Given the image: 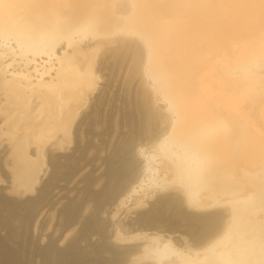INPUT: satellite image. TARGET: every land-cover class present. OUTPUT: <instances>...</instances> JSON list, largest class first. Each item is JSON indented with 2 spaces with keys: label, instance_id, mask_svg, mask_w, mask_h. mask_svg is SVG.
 <instances>
[{
  "label": "bare ground",
  "instance_id": "1",
  "mask_svg": "<svg viewBox=\"0 0 264 264\" xmlns=\"http://www.w3.org/2000/svg\"><path fill=\"white\" fill-rule=\"evenodd\" d=\"M103 59L113 61L118 75L126 72L124 82L133 95L128 119L132 133L113 156L102 160L101 150L97 152L105 173L95 179L104 184L96 211L114 196L119 211L128 209L127 200L137 195L133 212L145 210L156 194L151 206L155 222L170 210L199 227L194 234L197 247L189 254V249L176 251L169 240L158 248V232H140L148 241L130 247L122 246L123 235L113 233L118 248L104 241L89 256L86 247L87 254H77L74 243L100 226V220L92 219L95 208L89 210L93 197L81 190L84 202L74 208L70 199L63 201L69 186L56 192L54 184L38 187L51 162H45L47 152H62L79 137L85 140L79 118L91 105ZM159 97L173 142L160 149L162 180L144 190L141 179L132 175L139 168L132 153L141 132L149 136V145L160 146L161 131L154 128ZM116 122L120 128L126 124ZM124 150L128 155L122 162L118 156ZM0 189L20 198L30 194L34 205L24 210L25 221H32L35 233L42 228L40 238L51 229L50 236L61 245L72 238L60 254H51L50 244V253L38 252L25 262L0 237V264H35L37 256L41 264H264V0H0ZM49 197L57 200L52 210L65 204L58 212L61 221L46 211ZM1 200L7 210L12 202ZM12 208L16 213L17 207ZM144 222L149 230L158 227L150 229Z\"/></svg>",
  "mask_w": 264,
  "mask_h": 264
},
{
  "label": "rangeland",
  "instance_id": "2",
  "mask_svg": "<svg viewBox=\"0 0 264 264\" xmlns=\"http://www.w3.org/2000/svg\"><path fill=\"white\" fill-rule=\"evenodd\" d=\"M143 49H141V51H142ZM142 52H144V51H142ZM112 61V60H111ZM111 61H109V62H107V61H105L104 59L102 60V62H100V64H99V68H100V74H99V78H98V80H99V83H98V81H97V87H96V91H95V89H94V91H93V95L91 94L90 95V100H89V103L91 104L90 106H89V104L86 106V107H84L83 108V113L82 114H84L85 112V114L84 115H81L80 117L81 118H79V120H82L81 122H82V124H80L81 125V127H83V129L82 128H80V130H81V133H82V136H85V140H84V137H83V139H81V137H79V139H78V141H77V139L75 140V139H73V142L71 143L74 147H72V146H70V145H67L68 147L64 150H62V154L58 151V150H56L55 152L53 151V152H51L52 150H54V149H52L50 152L48 151L47 152V155H45L46 157V159H45V162H46V164H47V162L49 163L50 161L52 162L53 160H55V159H53L54 158V156H55V158L57 159V156H58V154H59V157L60 158H58V159H61V162H63V163H60V160H58L57 159V161L59 162L57 165H54V164H52V163H57V161H53L52 163L50 162L49 164H47L46 166H47V170H46V174H45V176H44V178H42L43 179V181L41 180V182L38 184V187H40V186H44V185H50V186H52L53 184V186H55V191H54V187L52 188V192H56V191H58V188H60V187H62V186H64L65 188H66V186H69V188H67V189H65L64 191H63V196H64V199H63V201H65L64 203H68L69 202V199H70V201H72V203H75V204H72L73 205V207L75 206H78L79 204H81V203H83L84 202V198H85V195H86V193H87V197L89 198V197H93V199H89L90 201V203H91V205H90V203H89V210H90V212H92V210L91 209H94L93 210V212H96L97 214H94V216L92 217V219H96L97 220V222H98V220H100V223L98 224V225H100V226H97L98 228H96V229H98V230H100V231H98L97 230V232L95 233V234H91L90 235V233L91 232H89V235H88V237L87 238H84V240H85V242H84V240L82 241V240H80V241H77V242H75L74 243V245H75V247H76V249L75 250H80L79 252H77L76 251V253L77 254H79L80 253V255H83V253L84 254H87V256H89V255H91V249L93 248V247H95V246H101V245H104L105 244V242L107 243V242H109L108 244H110V243H112V244H110L111 246L113 245V248H114V246L115 247H117V246H120L121 244H122V246H134V245H137V244H139V243H142L143 241H148V239H147V236H145V235H143L142 237H146V239L144 240V239H142V237H141V235L139 236V233L141 232H143V233H148V234H151V233H157V234H159L162 238L160 239L159 238V244H158V248L159 247H161V245H162V243H164L165 241H172V243H173V248L176 250V251H180V250H184V252L186 251V250H188V251H186V254H189L188 252L190 251V248L192 247L193 249L194 248H196L197 246H195L196 245V243H197V240H196V238H195V232H196V230L197 229H199V227L197 228V227H195V225L193 226V225H191V223L190 222H188L185 218H183L182 217V219H181V217L180 216H178V215H174V214H171V212L172 211H170V210H167V212H165L164 211V214H166L167 213V215H166V217H163L162 218V220H160V221H156L155 222V220H153V218H155L154 216L156 215V211L153 209L152 210V204H153V202H155V200L157 199L156 198V194H154L155 195V197L152 199V200H154V201H151V200H149L150 202H149V204L147 205V203L145 204V205H147V206H145V210L144 209H142L141 208V211L140 210H135L134 212H133V208L135 207V205H134V203L136 202V199L137 198H139V197H137V196H135V197H132V198H130L129 200H127V202H126V204H125V207L126 208H128L129 210L130 209H132V212L130 211V212H127V211H129L128 209H122V210H118V209H121V208H118L116 205H114V203H113V201L115 202V200L114 199H116V196H114L113 198H111V199H113V201L112 200H109L110 201V203L111 204H109V202H107V203H105V204H107L106 206H104L103 205V208L99 211V210H97L96 211V209L100 206L99 204H101V203H99L100 202V198L99 197H102V196H104L103 195V182H102V180H99V181H97V182H99V183H97L96 182V180L95 179H97V178H99V176L100 175H102L103 173H105V169H103V168H105L104 167V165L103 166H101L102 165V163H103V159L104 158H106V157H111V156H113L112 155V153H115L116 152V150H117V148H118V150H120L121 148H122V146H121V144L123 143H125V142H128V137L131 135V127H130V121H131V115H132V113H131V109H132V102H133V95H131V93H132V90L130 91L129 90V88L127 87L128 86V83H125V82H127L126 80H127V77L125 76V74H126V72L125 71H120L121 73L118 75V73H116L117 71H116V69L115 70H112V65H113V61L111 62ZM110 69V70H109ZM108 73H107V72ZM113 71H114V74H113ZM119 72V71H118ZM104 73V74H103ZM115 74H116V76H115ZM103 76V77H102ZM110 76V77H109ZM124 76V77H123ZM102 77V78H101ZM126 77V78H125ZM102 80H101V79ZM101 81V82H100ZM104 81V82H103ZM125 81V82H124ZM118 82V83H117ZM101 83V84H100ZM122 85H126V86H122ZM109 86V87H108ZM111 88V89H110ZM117 88V89H116ZM119 88V89H118ZM125 89V90H124ZM128 89V90H127ZM106 90V91H105ZM127 90V91H126ZM110 91V92H109ZM112 91V92H111ZM119 91V92H118ZM124 91V92H123ZM128 91H130V92H128ZM118 92V93H117ZM123 93V94H122ZM97 94V95H96ZM99 94V95H98ZM111 94V95H110ZM113 94V95H112ZM110 95V96H109ZM94 96V97H93ZM99 96V97H98ZM115 96V97H114ZM114 97V98H113ZM121 97H122V99H121ZM92 98V99H91ZM118 98V99H117ZM94 99V100H93ZM156 99H158L157 97H156ZM155 99V100H156ZM161 98L159 97V100H160ZM111 101V102H110ZM158 101V100H157ZM121 102V103H120ZM123 102V103H122ZM159 102V101H158ZM157 102V104H156V106L158 105V114L161 116H163V118H164V115L161 113V109L162 108H164V107H160L161 105L163 106L165 103L163 102V101H161L160 100V104ZM162 103H164V104H162ZM122 104V105H121ZM117 105V106H116ZM160 105V106H159ZM107 106V107H106ZM111 106H113V107H111ZM129 106V107H128ZM127 107V108H126ZM131 107V108H130ZM85 108H86V110H85ZM111 108H113V109H111ZM120 108H122V109H120ZM92 109V110H91ZM119 110V111H118ZM122 112H121V111ZM130 111V112H129ZM111 112H112V114H111ZM129 112V113H128ZM102 113V114H101ZM120 113V114H119ZM98 114H99V116H98ZM118 114V115H117ZM157 114V126L155 127L154 126V128H155V130H159V131H161V134L159 135V138H161V142H160V148L158 147V148H154L152 145H149L148 144V142H150V138H149V136L146 134V133H144V132H141V134H139L140 136H138L139 138H137V139H135V141L137 142V145H136V147H135V150H134V152L132 153L133 155H134V157L138 160V164H139V168H138V171H137V173H133L132 175H133V177L135 176V178L137 177V179L139 178V179H141V183L143 184V189L144 190H151L152 189V183L155 181V180H158V181H161L162 180V178H163V176H164V174H165V172H164V166H165V163H164V160H163V158H162V156H161V150L160 149H162V148H165L166 146H168V145H172V135H171V133H170V131H168V129H169V127L170 126H168L169 125V123L168 122H165L166 121V119H165V121H164V119H162V116H161V118H159V115ZM120 115V116H119ZM130 115V116H129ZM89 117L88 118V122L89 123H87L86 121H87V118L85 119V117ZM113 116V117H112ZM84 117V118H83ZM128 117V118H127ZM165 118H167L166 116H165ZM127 119V120H126ZM128 119L130 120L129 122H128ZM78 120V121H79ZM84 120H86L85 122L89 125V127H88V125L84 122ZM91 122H95L96 124H93V123H91ZM116 120H121V123L122 122H125L126 124H124V123H122L123 125H125V126H123L121 123V125H122V128H120V127H117V124L119 123H117L116 122ZM159 120H162V123H161V121H159ZM163 121H164V123H163ZM115 123H116V125H115ZM127 123H129V125L127 124ZM168 123V124H167ZM92 124V125H91ZM120 124H119V126H120ZM164 124V125H163ZM84 125H86L87 126V128H86V126H84ZM91 126H93V127H91ZM98 126V127H97ZM106 126V127H105ZM100 128V129H99ZM103 128V129H102ZM124 129H126V130H124ZM129 129V130H128ZM90 130V131H89ZM103 130V131H102ZM128 130V131H127ZM127 132V133H124V132ZM90 132V133H89ZM105 132V134L103 135V133ZM88 133V134H87ZM100 133H102V134H100ZM108 133V134H107ZM138 133H139V131H137L136 132V134L135 135H138ZM108 136H107V135ZM130 134V135H129ZM164 134V135H163ZM73 136H74V133L72 134ZM89 136V137H88ZM99 136V137H98ZM105 136V137H104ZM127 136V137H126ZM102 137V138H101ZM89 138V139H88ZM114 138V139H113ZM109 139V140H108ZM83 140L85 141V142H83ZM91 142H90V141ZM120 140V141H119ZM74 141H76V142H74ZM93 141V142H92ZM107 141H108V143H107ZM116 141H119V143L118 142H116ZM124 141V142H123ZM164 141V142H163ZM73 143H75V144H73ZM83 144V145H82ZM79 145H80V147H79ZM87 147H86V146ZM91 145V146H90ZM114 145V146H113ZM120 145V146H119ZM78 146V147H77ZM82 146V147H81ZM106 146V147H105ZM76 147V148H75ZM89 147V148H88ZM104 147V148H103ZM108 147V148H107ZM113 147L115 148V151H114V149H113ZM34 148V149H33ZM35 146H33L32 147V149L33 150H35ZM52 148V147H51ZM51 148H49V149H51ZM54 148V147H53ZM83 148H85V149H83ZM88 148V149H87ZM111 148V149H110ZM79 149V150H78ZM132 149V148H131ZM75 150V151H74ZM80 150H81V152H80ZM84 152H83V151ZM86 150H87V152H86ZM100 150H101V152H100ZM58 151V152H57ZM65 151H67V152H64ZM89 151V152H88ZM97 152H100V154H101V158H102V160H100V159H97V158H99V156L98 155H100L99 153H97ZM50 153V154H49ZM56 153V154H55ZM70 153V154H69ZM128 153V151H121L120 152V156H118V158H120V160L123 162L125 159H126V157H127V154ZM77 155V156H76ZM47 156H49V157H47ZM65 156H66V158H65ZM72 156V157H71ZM74 156V157H73ZM82 156V157H81ZM98 156V157H97ZM70 157V158H69ZM79 157V158H78ZM81 159V160H80ZM50 160V161H49ZM64 160V161H63ZM73 160V161H72ZM79 161H80V163H79ZM75 164H74V163ZM76 162H77V165H76ZM101 162V163H100ZM81 163H82V165H81ZM92 163H95V165L94 164H92ZM99 163V164H98ZM62 164H63V167H62ZM91 164V165H90ZM81 165V166H80ZM99 165V166H98ZM56 166V167H55ZM72 166H74V167H72ZM77 166H78V168H79V166H80V168L78 169L77 168ZM85 166V167H84ZM140 166H141V169H140ZM49 167V168H48ZM76 167V168H75ZM84 167V168H83ZM98 167H100V169L98 168ZM103 167V168H102ZM71 168V169H70ZM74 168V169H73ZM98 168V169H97ZM166 168V167H165ZM57 169V170H56ZM77 169H78V173H77V175H74V172H75V170L77 171ZM80 169H83L82 171L80 170ZM97 169V170H96ZM79 170H80V173H79ZM53 171H55V172H53ZM58 171V172H57ZM99 171V172H98ZM102 171H104V172H102ZM48 172V173H47ZM101 172H102V174H101ZM58 173H61L60 175L58 174ZM64 174H66V175H64ZM97 174V175H96ZM59 175V176H58ZM71 175H72V177H71ZM87 175L89 176V175H91V177H92V179H91V177L89 176V178L87 177ZM51 176H52V179H51V181H49V180H47V179H45V177L46 178H51ZM61 176V177H60ZM68 176V177H67ZM63 177V178H62ZM71 177V178H70ZM69 178L71 179V181L69 180ZM132 178V177H131ZM84 179V180H83ZM90 179V180H89ZM134 179V178H133ZM45 180V181H44ZM128 180H129V178H128ZM46 181H49L48 183L46 182ZM52 184H51V183ZM90 182H95V183H97V184H95V186H94V184L92 183V185L90 184ZM47 183V184H46ZM50 183V184H49ZM105 183V182H104ZM128 183V182H127ZM132 183V182H131ZM100 184L102 185V186H100ZM130 184V183H129ZM73 185V186H72ZM128 185V184H127ZM49 186V187H50ZM60 186V187H59ZM89 186H92V187H90V188H88ZM78 187V188H77ZM95 187V190L93 189ZM99 187V188H98ZM101 187V188H100ZM92 188V189H91ZM76 189V190H75ZM102 189V190H101ZM1 190V197H0V204H2V205H0V210H1V212H0V237L1 238H3L4 240H5V242H6V244L7 245H9V248L10 249H14V251H17V252H19L20 253V255H21V257H22V259H23V261H25V262H27V258L26 257H30V258H33V255L34 256H36V254L39 252V254H37V255H43V253H50L51 252V246H50V244H54L53 245V247H54V251H52L51 252V254H53V255H57V253L58 254H60L59 252H61L62 250H65V247H67V245H68V242L67 241H69V240H71L72 238H69V240L67 239V241L65 240V241H63V242H65L67 245H61V242H57L56 240H55V238L54 237H51L50 235L52 234V232H53V230L51 229L50 231H49V233L47 232H45L47 235L45 236L46 237V239H45V237H43V238H40L39 237V234L40 233H43V230H42V228H38V230L36 231V233L34 232V230H35V227L33 226L32 227V221H31V223L28 225V224H26V223H28V221H25V209H27V208H31V207H33V202L32 201H29V199L28 198H31V196H30V194H28L27 196L26 195H24V197H21L20 198V196H22V195H17L16 196V194H11L10 195V193L8 192V194H6V192H2V189H0ZM81 190H83L84 191V193H85V195H84V193L83 194H81ZM96 190H98V191H96ZM51 191V190H50ZM89 191H90V193L93 195H91V194H89ZM93 191H95V195H94V192ZM80 192V193H79ZM97 192H99V193H97ZM72 193V194H71ZM145 192H141V194L143 195ZM100 194V195H99ZM14 195V196H13ZM83 196V197H81V196ZM91 195V196H90ZM140 195V194H139ZM3 196V197H2ZM8 196V197H7ZM19 196V197H18ZM79 196V197H78ZM95 196V197H94ZM51 198H52V195L50 196ZM49 197V200H51L52 202H50V204L47 206V208H46V211H48L49 210V214H50V211L52 212H55L54 213V215H55V217H56V219H55V221L57 220V221H61V219H60V217L58 216L59 214H58V212H59V210H61L62 209V207H63V204L64 203H62L61 202V204H59V205H57L56 206V208L54 209V210H52L50 207H51V205H54L53 204V202H55V201H57L56 199H55V201L53 200V199H51ZM79 198L81 199V200H79ZM83 198V199H82ZM95 198V199H94ZM1 199H7V200H9L10 202H12L11 203V206L6 210V209H4V211H3V208H4V206L5 205H3V203L1 202L2 200ZM75 199H77V200H75ZM97 199V200H96ZM92 200V201H91ZM14 201V202H13ZM18 201V202H17ZM76 201V202H75ZM83 201V202H82ZM95 203H94V202ZM97 201V202H96ZM93 202V203H92ZM134 202V203H133ZM28 203H30V204H28ZM99 203V204H98ZM131 204H133L134 205V207H133V205H131ZM30 205V206H29ZM62 205V206H61ZM65 205V204H64ZM71 205V206H72ZM17 207L16 209H14L15 211L17 210V212L16 213H13L12 211H13V208L12 207ZM29 206V207H28ZM58 206H60V207H58ZM93 206V207H92ZM131 206V207H130ZM151 208H150V207ZM3 207V208H2ZM57 207H58V209H57ZM74 207V208H75ZM130 207V208H129ZM133 207V208H132ZM136 208V207H135ZM144 208V207H143ZM140 209V208H139ZM32 210V209H31ZM127 210V211H126ZM18 211H20V215H19V213H18ZM119 211V212H118ZM143 211V212H142ZM145 211V212H144ZM155 211V212H154ZM52 212V213H53ZM98 212H99V214H98ZM140 213L141 215L142 214H145V215H143V217L140 215V214H138V213ZM149 214H148V213ZM22 213H23V217H21L22 216ZM9 214V215H8ZM19 216H18V215ZM14 217H13V216ZM53 215V214H52ZM99 215V216H98ZM151 215V220L149 221V216ZM170 217H169V216ZM1 216H3L4 218H2ZM11 216H12V218H11ZM89 216H90V214H89ZM141 216V217H140ZM147 216V217H146ZM19 217V218H18ZM95 217V218H94ZM100 217V218H99ZM139 217H140V219H143V222L144 221H148V223H150V229L151 228H153L154 227V225H156V224H158V227H154L152 230H149V224H147L146 222H144V223H146L145 225H146V227H145V225H144V223L142 222V220H141V222L139 221ZM167 217H168V219H167ZM176 217V218H175ZM6 218V219H5ZM81 218V219H80ZM79 219L81 220V221H84V219L85 218H83V217H80ZM83 218V219H82ZM146 218H148V220H145ZM164 218H166V220L164 219ZM5 219V220H4ZM7 219L8 220H10V221H8V222H6L7 221ZM59 219V220H58ZM165 220V222H164V220ZM3 220V221H2ZM64 220V218L62 219V221ZM157 220V219H156ZM168 220V221H167ZM39 222H41V218H40V220H38ZM45 221V220H44ZM10 222V223H9ZM24 222V223H23ZM38 222V223H39ZM96 222V223H97ZM153 222H154V224H153ZM160 222V223H159ZM164 222V223H163ZM8 223H9V227H8ZM12 223V224H11ZM55 223V222H54ZM7 224V228H10V229H12V230H10V229H6V227H5V229L3 230V228L1 227V226H3V225H6ZM18 224V225H17ZM23 224V225H22ZM39 224H41V223H39ZM133 224V225H132ZM161 224H162V226H161ZM11 225V226H10ZM31 225V226H30ZM64 225H66V223H65V220L63 221V225H62V227L64 228ZM108 225V226H107ZM184 225H187V226H184ZM199 225V224H198ZM14 228H13V227ZM30 226V227H29ZM135 226V227H134ZM153 226V227H152ZM157 226V225H156ZM197 226V225H196ZM78 227V226H77ZM82 227V226H81ZM100 227H102V228H100ZM143 227V228H142ZM174 227V228H173ZM19 228V229H18ZM60 228H61V226H60ZM62 228V229H63ZM129 228V229H128ZM190 228V229H189ZM79 229V227L78 228H76V230H78ZM104 229H106V230H104ZM111 229V230H110ZM135 229V230H134ZM155 229H157L156 231H155ZM176 229V230H175ZM193 229V230H192ZM8 230H10L11 232H9ZM14 230V231H13ZM32 230H33V232H32ZM39 230H42V232H40V233H38V231ZM75 230V233L77 232ZM141 230V231H140ZM8 231V232H7ZM104 231V232H103ZM160 231V232H159ZM191 231V232H190ZM198 231V230H197ZM18 232V233H17ZM25 232L27 233V234H25ZM101 232V234H99ZM10 233V234H9ZM36 234V235H34V234ZM113 233H120V235H123V237H125L126 238V241H125V243H119L120 245H117L116 243H114V240L113 239H111V237H112V234ZM137 234V236H134V235H136ZM140 233V234H141ZM177 233V234H176ZM14 234H15V236H14ZM16 235H17V237H16ZM26 235V236H25ZM103 235H106V236H103ZM179 235V236H178ZM10 236H11V238H10ZM103 238H102V237ZM151 235H148V237H150ZM107 237V238H106ZM110 237V238H109ZM138 237H140V238H138ZM15 238V239H14ZM113 238V237H112ZM124 238V239H125ZM166 238V239H165ZM192 238V239H191ZM103 239V240H102ZM141 239H142V241H141ZM188 239V240H187ZM50 240V241H49ZM107 240V241H106ZM113 240V241H112ZM101 241H102V243H101ZM105 241V242H104ZM140 241V242H139ZM27 242V243H26ZM70 242V241H69ZM29 243V244H28ZM60 243V244H59ZM188 243V244H187ZM26 244V245H25ZM78 244V245H77ZM82 244V245H81ZM155 245H157V243L155 242L154 243ZM80 245H81V247H80ZM109 245V246H110ZM179 245V246H178ZM187 245V246H186ZM191 245V246H190ZM50 246V247H49ZM89 246V247H88ZM188 246H189V248H188ZM79 247V248H78ZM85 247H86V249L88 250V248H89V252L87 251V253H86V251H85ZM154 247V246H153ZM156 247V246H155ZM31 248V249H30ZM118 248V247H117ZM192 248H191V250H192ZM82 249V250H81ZM179 249V250H178ZM22 252H21V251ZM38 250V251H37ZM83 250L85 251V252H83ZM117 251L119 250V249H116ZM36 252V253H35ZM57 252V253H56ZM191 252V251H190ZM41 253V254H40ZM106 258V257H105ZM37 259V260H36ZM36 259H34V260H36V262L37 263H40L41 264V257H39L38 258V256L36 257ZM108 259V258H107ZM32 260V259H31ZM35 262V264H37ZM144 263V262H143ZM28 264H31L30 263V261H28ZM34 264V263H33Z\"/></svg>",
  "mask_w": 264,
  "mask_h": 264
}]
</instances>
